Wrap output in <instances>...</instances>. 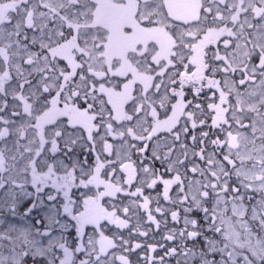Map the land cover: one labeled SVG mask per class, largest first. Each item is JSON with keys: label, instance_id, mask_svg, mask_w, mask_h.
I'll return each mask as SVG.
<instances>
[{"label": "snow or ice", "instance_id": "6c2138e0", "mask_svg": "<svg viewBox=\"0 0 264 264\" xmlns=\"http://www.w3.org/2000/svg\"><path fill=\"white\" fill-rule=\"evenodd\" d=\"M0 264H264V0H0Z\"/></svg>", "mask_w": 264, "mask_h": 264}]
</instances>
